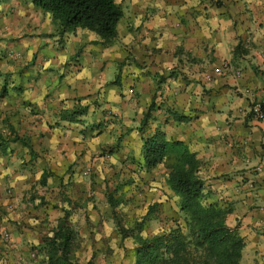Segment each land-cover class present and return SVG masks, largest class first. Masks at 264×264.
Returning a JSON list of instances; mask_svg holds the SVG:
<instances>
[{"label":"crops","instance_id":"crops-1","mask_svg":"<svg viewBox=\"0 0 264 264\" xmlns=\"http://www.w3.org/2000/svg\"><path fill=\"white\" fill-rule=\"evenodd\" d=\"M122 2V17L127 28L118 39L126 43H116L110 49L116 51V59L122 60L123 55L119 52L124 51L141 64L138 76L130 73L133 79L129 85L132 95L129 100L114 94L112 73L111 80L106 73H40L48 70L50 65L58 68L67 65L65 53L71 51L68 41L80 43L86 30L77 29L62 39L57 35L50 38L46 34L51 33V21L36 9L35 15L25 12L20 16L18 24L23 28L21 22L28 23L36 36L26 42L30 54H36V61L30 66L34 73H26L30 79L25 84L28 86L13 84L16 87L4 86L0 91V126H9L14 136L23 138L33 151L43 155L44 160L37 162V174L45 168L61 175L63 168L52 159L63 148L72 151L68 162L73 161L75 152L86 157L88 145L83 141L78 143L79 134H86L91 138L89 141L96 144L106 139L105 133L98 132L100 122L106 121L108 116L98 109L94 110V116L91 112L93 106L90 103L96 97H103V103L110 110L118 103H125L126 108L135 110L140 107L137 105L139 98L145 106L157 93V104L145 126L146 136L156 129L162 130L167 139L182 141L196 153L200 161L199 176L204 181L208 201L229 211L226 223L237 226L243 240L240 264H264V116L255 117L250 111L254 101L264 105V0ZM117 30L119 34V27ZM41 47L44 50L39 53ZM3 48L0 42V50ZM104 54L101 50L94 57L101 72L107 61ZM100 56L106 59H100ZM222 64L224 68H221ZM77 69L74 66L69 71ZM67 75L73 76L77 83L67 82L66 87L82 92L68 94L64 89L52 94L48 90V80L59 77L61 81ZM138 95L141 97L137 99ZM76 104L86 107L82 115L74 122L61 118L64 108L71 109ZM140 117L137 123L141 121ZM68 124L71 130L64 127ZM98 125L99 129L95 131ZM81 130L85 131L81 133ZM94 132H97V141L91 135ZM41 133L45 136L39 143ZM84 138L86 140V136ZM5 144L7 151L1 150L0 146V191L4 190L7 181L18 177L5 156L22 152L20 141ZM79 169L78 166L75 174ZM20 177V181L26 180L25 175ZM18 178L14 183L16 188L21 183ZM84 184L85 181L77 185L84 188ZM157 201L169 208L166 198ZM4 204L8 209L19 205L16 199ZM8 215L12 220L19 219L21 226L15 227L13 222L6 221L2 224L0 231H9L12 244L0 246V264L35 263L37 249H32L35 236L22 227V221L28 217L13 211ZM91 223L95 224V221ZM80 234L81 247L76 248L79 264H126L121 259L122 250L112 238H116L114 233L108 241L94 226ZM127 264H133V256Z\"/></svg>","mask_w":264,"mask_h":264},{"label":"rangeland","instance_id":"rangeland-1","mask_svg":"<svg viewBox=\"0 0 264 264\" xmlns=\"http://www.w3.org/2000/svg\"><path fill=\"white\" fill-rule=\"evenodd\" d=\"M118 3L121 7L123 6L122 0ZM36 11L31 0H0V42L4 45V48L0 50V91L4 86L8 88L16 87L15 84L28 86L25 84L30 82L26 73H34L30 66L35 63L36 54H30L26 42L31 41L36 36L31 32L32 29L28 23L21 22L24 25L23 28L19 27L18 24L20 16L25 15V12L35 15ZM38 16L42 17L39 13ZM42 19L44 18L42 17ZM117 27H119L118 38L123 37L127 28L125 18L120 19ZM51 33H53V27ZM48 37L52 38V36ZM118 38L110 45L102 46L92 41L95 39V33L86 30L85 38L80 43L70 44L71 41H68V48L71 51L70 54L65 53L67 65L61 66V68L50 65L48 70L40 73H106L108 80L118 79L117 82L112 83L111 88L114 90V94L129 100L132 96L129 85L132 82L133 75L138 76L141 73V64L134 60L130 53L125 54L124 51L119 52V55H123L122 60L121 58H115L116 51L110 49V46L116 43L119 45L126 43L125 40L119 41ZM42 48L38 51L39 53L44 50ZM101 50H104V56H107L106 65L103 67L102 72L96 67V63H99L98 60L94 61V57H97ZM11 54L14 55L11 56ZM15 56L16 58H14ZM106 58L100 56V59ZM78 62L80 66H77ZM74 66L78 69L69 71ZM110 73H112L111 79H109L111 77ZM130 73L136 74L132 75ZM72 77L67 75L61 81L59 77L48 80V90L52 94L61 92L64 89L68 94L82 92L79 89L74 90L66 87L67 82L76 85L77 81ZM140 77L142 78V74H140ZM155 82L158 89L159 80ZM139 96H136V98L138 99ZM156 97L157 93L152 99L154 105L157 104ZM103 99L101 96L96 97L90 104L93 106L91 110L93 116L96 109L108 116L106 121L100 122L101 129L98 132L105 133L106 139L97 141L98 139L95 137L97 132H94L91 135H94L92 137H95L94 140L97 141V144L91 143L89 141L91 138H87V135L82 133L85 130H81L82 134H79L80 140L77 142L81 143L83 141L88 145L86 157L82 158L83 154L81 152H75L73 161L68 162V160H71L72 151L63 148L60 154L52 159L58 167L63 168V174H55L45 168L40 175L37 174V162L44 160V157L33 151L32 146L21 144L22 152L18 151L16 156L13 154L8 157L5 156L10 168L18 173V181L21 180L20 175H25L23 178H26V180L24 182L23 180L20 181L21 183L17 184V188L14 184L17 178L7 181L4 190L0 191V228L4 226L2 224L5 221L13 222L15 227L21 226L19 219L12 220L9 218L8 214L12 211L15 214L28 217V220L22 221V227L26 229L27 233L34 235L36 239L35 244L31 241V244H33L32 249H37L36 260L32 264H46L49 247L45 243V238H51L56 234L59 220L65 215L70 218L71 238L69 246L64 250L67 255L64 264H79L76 248L81 247L80 233L89 230L93 226L96 230L99 229L103 235H106V241L111 239L109 237L114 233L116 238L114 236L112 238L115 239L116 245L123 252L121 259L126 264L127 261L129 262V258L133 256L134 244L130 237L122 238L117 232L112 209L105 198L107 188H110L113 196L118 200V213L121 224L123 229L127 231L135 229L137 223L142 222L141 233L145 236H152L167 231L174 226L173 222L175 221L181 223L183 221V214L177 210L178 199H175L176 196L167 191L169 189L166 184L167 165L170 161L167 159L149 170L141 167L143 138L147 133L145 127L141 131L140 122L137 123V119L139 115H141L140 120L142 119L149 104L144 106L141 98H139L137 102V105L140 106L139 109H129L125 107V103H118L119 105H112L114 106L113 110H110L105 106V102L103 103ZM81 107L83 106L79 104L73 106V108ZM141 108L143 110H140ZM71 109L64 108L63 111H70ZM68 126L64 125L67 130H71L69 124ZM98 127L99 125L95 127V131L99 129ZM134 129L137 132H134ZM12 135L13 132L9 126H0L1 150L7 151L5 142L12 141L11 139L14 137ZM44 136V133L39 135L41 138L39 143H42ZM84 136H86V140ZM6 138H10V140ZM88 142L93 146H90ZM78 154L79 156H77ZM78 166L80 169L78 174H75ZM82 171H84V174ZM78 176H82L83 179H77ZM42 178L45 179L44 184L41 183ZM83 181H85L84 188L79 187L77 184L81 185ZM162 197L166 198L169 208L165 207L163 202L157 201ZM14 199L18 201L19 205L16 207L11 206L8 209L4 202ZM152 205L154 207L152 218L144 220V216ZM167 210H170L168 215L166 214ZM93 220L95 224L91 223ZM1 231L0 246L12 244L9 231ZM56 246L58 249H55V252L59 254L62 251L61 244L58 242ZM84 259L86 260L87 257Z\"/></svg>","mask_w":264,"mask_h":264},{"label":"trees","instance_id":"trees-1","mask_svg":"<svg viewBox=\"0 0 264 264\" xmlns=\"http://www.w3.org/2000/svg\"><path fill=\"white\" fill-rule=\"evenodd\" d=\"M31 3L51 21L53 33L47 36L57 35L62 39L77 29L88 30L95 33L92 41L102 46H108L118 38L117 25L123 10L117 0H31ZM153 108L152 100L140 121L141 131L151 119ZM85 110L83 106L63 111L61 118L74 122ZM261 112L263 117L262 104ZM11 140L31 146L18 135ZM167 159L170 163L166 184L177 197L179 212L183 214L182 223L173 222L174 226L167 231L145 236L141 233L142 222L137 223L135 229H123L118 200L110 188L105 192L117 232L122 238L130 237L134 244L133 264H240L243 240L237 226L226 223L229 211L208 201L204 181L199 176L200 161L196 153L182 141L169 140L164 131L156 129L143 138L141 167L149 170ZM41 183H45L44 178ZM153 208L152 205L144 220L152 218ZM69 225L70 218L65 215L59 220L56 234L45 238L49 247L46 264H64L67 260L64 250L70 244ZM58 242L62 249L59 254L55 252Z\"/></svg>","mask_w":264,"mask_h":264},{"label":"built area","instance_id":"built-area-1","mask_svg":"<svg viewBox=\"0 0 264 264\" xmlns=\"http://www.w3.org/2000/svg\"><path fill=\"white\" fill-rule=\"evenodd\" d=\"M225 65L222 64L221 68H224ZM250 111L255 117H261V103L254 101L250 106Z\"/></svg>","mask_w":264,"mask_h":264}]
</instances>
